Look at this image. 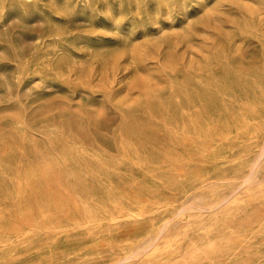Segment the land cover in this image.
<instances>
[{"label": "rangeland", "instance_id": "374dc122", "mask_svg": "<svg viewBox=\"0 0 264 264\" xmlns=\"http://www.w3.org/2000/svg\"><path fill=\"white\" fill-rule=\"evenodd\" d=\"M263 70L264 0H0V264H264Z\"/></svg>", "mask_w": 264, "mask_h": 264}, {"label": "bare ground", "instance_id": "6f19581e", "mask_svg": "<svg viewBox=\"0 0 264 264\" xmlns=\"http://www.w3.org/2000/svg\"><path fill=\"white\" fill-rule=\"evenodd\" d=\"M2 1V0H1ZM66 5V4H65ZM67 6V5H66ZM67 10H68V8H67ZM3 13V12H2ZM120 24V23H119ZM74 40V39H73ZM49 57V56H48ZM44 63V62H43ZM222 64V63H221ZM49 67V66H48ZM264 71V70H263ZM198 83V82H197ZM171 89V88H170ZM153 92V91H152ZM220 95V94H219ZM221 98H223V97H221ZM229 98V97H228ZM236 99V98H235ZM193 101V100H192ZM231 101H233V100H231ZM189 102V101H188ZM201 103V102H200ZM230 104V103H229ZM241 104V103H240ZM203 106V105H202ZM247 106V105H246ZM244 107V106H243ZM181 108V107H180ZM231 108H233V107H231ZM248 108V107H247ZM144 110V109H143ZM263 110V109H262ZM195 111V110H194ZM240 111V110H239ZM185 112V111H184ZM241 112V111H240ZM247 112V111H246ZM195 113V112H194ZM227 113H228V111H227ZM169 114V113H168ZM250 114V113H249ZM236 115H237V113H236ZM172 117V116H171ZM239 117V116H238ZM174 118V117H173ZM182 118V117H181ZM240 118V117H239ZM212 119V118H211ZM232 120V119H231ZM243 120H244V118H243ZM173 121V120H172ZM232 122V121H231ZM238 122V121H237ZM253 123V122H252ZM192 124V123H191ZM199 124V123H198ZM250 124V123H249ZM258 124V123H257ZM184 126V125H183ZM257 127V126H256ZM182 130V129H181ZM175 131V130H174ZM198 132V131H197ZM23 133V132H22ZM176 134H177V132H176ZM18 135V134H17ZM22 136H23V134H22ZM170 136V135H169ZM182 137V136H181ZM20 139H21V136H20ZM192 139V138H191ZM204 141V140H203ZM27 143V142H26ZM177 143V142H176ZM180 143V142H179ZM23 144V143H22ZM173 144V143H172ZM17 146V145H16ZM175 146V145H174ZM18 147V146H17ZM177 147V146H176ZM18 150H19V148H18ZM6 151V150H5ZM20 151V150H19ZM168 151V150H167ZM21 152V151H20ZM95 152V151H94ZM187 153V152H186ZM9 154V153H8ZM163 154H165L164 152H163ZM178 154V153H177ZM2 155V154H1ZM16 155V154H15ZM100 155V154H99ZM31 156H32V154H31ZM14 158V157H13ZM31 160V159H30ZM171 160V159H170ZM1 161V160H0ZM224 161V160H223ZM1 163V162H0ZM83 163V162H82ZM2 164H3V161H2ZM1 164V165H2ZM17 164V163H16ZM215 164V163H214ZM77 165V164H76ZM3 166V165H2ZM8 166V165H7ZM11 167H12V165H10ZM217 166V165H216ZM5 168V167H4ZM202 168V167H201ZM11 169V168H10ZM17 169V168H16ZM144 170V169H143ZM193 171V170H192ZM198 171V170H197ZM13 172V171H12ZM189 172V171H188ZM191 172V171H190ZM1 173V172H0ZM3 173V172H2ZM175 174L176 173H179V172H174ZM6 175V174H5ZM193 175V174H192ZM3 176V175H2ZM18 177V176H17ZM23 177V176H22ZM95 177V176H94ZM100 177V176H99ZM199 177V176H198ZM88 178V177H87ZM5 179H6V177H5ZM94 179V178H93ZM113 179H115V177H113ZM181 179V178H180ZM3 180V179H2ZM16 180V179H15ZM90 181V180H89ZM103 181V180H102ZM110 181V180H109ZM6 182V181H5ZM120 182V181H119ZM13 183V182H12ZM155 183V182H154ZM19 184V183H18ZM91 184V183H90ZM92 185V184H91ZM17 186V185H16ZM24 186V185H23ZM115 186V185H114ZM87 187V186H86ZM1 188V187H0ZM29 188V187H28ZM82 188V187H81ZM80 188V189H81ZM113 188V187H112ZM95 189V188H94ZM113 190V189H112ZM81 192V191H80ZM92 192V191H91ZM98 192V191H97ZM160 192V191H159ZM86 193V192H85ZM101 193H102V191H101ZM139 193V192H138ZM60 194V193H59ZM50 195V194H49ZM83 195H84V193H83ZM35 196V195H34ZM51 197H52V199H53V197L54 196H52L51 195ZM122 197V196H121ZM48 200V199H47ZM56 200V199H55ZM87 200V199H86ZM143 200V199H142ZM93 202V201H92ZM50 203V202H49ZM48 203V204H49ZM91 203V202H90ZM129 203H132V202H129ZM61 204V203H60ZM146 204V203H145ZM88 205V204H87ZM91 205V204H90ZM114 205V204H113ZM56 206H58V204L56 205ZM55 206V207H56ZM64 206V205H63ZM141 206V205H140ZM139 206V207H140ZM147 207V206H146ZM213 207V206H212ZM57 208V207H56ZM86 208V207H85ZM102 208V207H101ZM143 208V207H142ZM59 209H60V207H59ZM62 209V208H61ZM91 209V208H90ZM128 209V208H127ZM37 210V209H36ZM63 210V209H62ZM87 210V209H86ZM95 210V209H94ZM130 210V209H129ZM67 211V210H66ZM108 212V211H107ZM29 213H30V210H29ZM51 213V212H50ZM73 213V212H72ZM98 213V212H97ZM32 214V213H31ZM64 214V213H63ZM62 214V215H63ZM51 215H52V213H51ZM65 215V214H64ZM49 216V215H48ZM94 216V215H93ZM98 216V215H97ZM68 217V216H67ZM107 217V216H106ZM112 218V217H111ZM97 219V218H96ZM113 219V218H112ZM75 220V219H74ZM116 220V219H115ZM52 221V220H51ZM92 221H94V220H92ZM95 221H97V220H95ZM48 222V221H47ZM263 222V221H262ZM52 223V222H51ZM259 225V224H258ZM49 226V225H48ZM256 226H257V224H256ZM21 228V227H20ZM259 228V227H258ZM84 233V232H83ZM111 233V232H110ZM109 233V234H110ZM112 235V234H111ZM234 236V235H233ZM256 236V235H255ZM80 237V236H79ZM83 237H85V236H83ZM87 237H88V235H87ZM99 237V236H98ZM106 237V236H105ZM90 238V237H89ZM108 238H109V236H108ZM64 239V238H63ZM80 239H82V238H80ZM104 239V238H103ZM254 239V238H253ZM72 240V239H71ZM83 240V239H82ZM115 240V239H114ZM52 241V240H51ZM56 241V240H55ZM55 241H53V242H55ZM62 241V240H61ZM108 241V240H107ZM238 241V240H237ZM106 242V241H105ZM99 243V242H98ZM45 244V243H44ZM57 244V243H56ZM68 244V243H67ZM66 244V245H67ZM76 244H79V243H76ZM86 244V243H85ZM54 245V244H53ZM200 246V245H199ZM206 246V245H205ZM211 246V245H210ZM240 246V245H239ZM56 247V246H55ZM83 247V246H82ZM93 247V246H92ZM214 247V246H213ZM159 248V247H158ZM219 248V247H218ZM63 249V248H62ZM75 249V248H74ZM207 249V248H206ZM214 249V248H213ZM50 250V249H49ZM95 250H97V249H95ZM169 250V249H168ZM209 250V249H208ZM217 250V249H216ZM238 250V249H237ZM51 251V250H50ZM62 251H64V250H62ZM66 251V250H65ZM196 251V250H195ZM75 252V251H74ZM87 252H88V250H87ZM203 252V251H202ZM201 252V253H202ZM226 252V251H225ZM77 254V253H76ZM49 255V254H48ZM51 255H53L54 256V254H51ZM135 255H137V254H135ZM200 255V254H199ZM14 256V255H13ZM77 256H79V255H77ZM76 256V257H77ZM203 256V255H202ZM65 257V256H64ZM75 257V258H76ZM44 258V257H43ZM48 258H50V257H48ZM53 258V257H52ZM72 258V257H71ZM226 258V257H225ZM51 259V258H50ZM54 259V258H53ZM53 259H51L52 261H53ZM209 259V258H208ZM71 260V259H70ZM210 260V259H209ZM41 261V260H40ZM54 261H56V260H54ZM53 261V262H54ZM46 262V261H45ZM52 262V263H53ZM37 263V262H36ZM245 263V262H244ZM32 264V263H31ZM73 264H74V262H73ZM176 264V263H175Z\"/></svg>", "mask_w": 264, "mask_h": 264}]
</instances>
